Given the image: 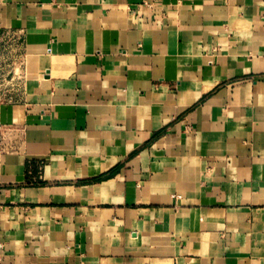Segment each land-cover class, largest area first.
Returning a JSON list of instances; mask_svg holds the SVG:
<instances>
[{
  "label": "crops",
  "instance_id": "1",
  "mask_svg": "<svg viewBox=\"0 0 264 264\" xmlns=\"http://www.w3.org/2000/svg\"><path fill=\"white\" fill-rule=\"evenodd\" d=\"M7 60L0 264H264V0H0Z\"/></svg>",
  "mask_w": 264,
  "mask_h": 264
},
{
  "label": "rangeland",
  "instance_id": "2",
  "mask_svg": "<svg viewBox=\"0 0 264 264\" xmlns=\"http://www.w3.org/2000/svg\"><path fill=\"white\" fill-rule=\"evenodd\" d=\"M20 65L17 60L10 64V60L0 61V100L9 98L10 92L20 82Z\"/></svg>",
  "mask_w": 264,
  "mask_h": 264
},
{
  "label": "built area",
  "instance_id": "3",
  "mask_svg": "<svg viewBox=\"0 0 264 264\" xmlns=\"http://www.w3.org/2000/svg\"><path fill=\"white\" fill-rule=\"evenodd\" d=\"M1 103H2V101L0 100V106H1ZM3 132H4V126L0 122V154L3 151V143H2ZM41 168H42V162L37 163V173L38 174H40ZM171 197L174 199H180L181 195L180 194H172Z\"/></svg>",
  "mask_w": 264,
  "mask_h": 264
},
{
  "label": "trees",
  "instance_id": "4",
  "mask_svg": "<svg viewBox=\"0 0 264 264\" xmlns=\"http://www.w3.org/2000/svg\"><path fill=\"white\" fill-rule=\"evenodd\" d=\"M39 182V181H38Z\"/></svg>",
  "mask_w": 264,
  "mask_h": 264
}]
</instances>
